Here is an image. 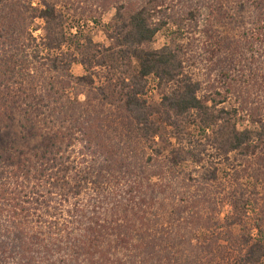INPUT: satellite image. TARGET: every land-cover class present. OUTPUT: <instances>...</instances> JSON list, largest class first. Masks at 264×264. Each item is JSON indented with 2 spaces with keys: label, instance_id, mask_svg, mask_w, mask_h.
I'll list each match as a JSON object with an SVG mask.
<instances>
[{
  "label": "trees",
  "instance_id": "1",
  "mask_svg": "<svg viewBox=\"0 0 264 264\" xmlns=\"http://www.w3.org/2000/svg\"><path fill=\"white\" fill-rule=\"evenodd\" d=\"M31 1L0 0V264H260L264 149L233 118L264 110V0ZM111 9L108 46L75 25Z\"/></svg>",
  "mask_w": 264,
  "mask_h": 264
},
{
  "label": "rangeland",
  "instance_id": "2",
  "mask_svg": "<svg viewBox=\"0 0 264 264\" xmlns=\"http://www.w3.org/2000/svg\"><path fill=\"white\" fill-rule=\"evenodd\" d=\"M32 6L43 8V6L40 4L39 0H32ZM115 9H111L104 13L99 20H93L90 17H82L81 19L75 22V25L80 26L82 29L86 30L89 35L91 36L93 42L95 44H102L104 46L110 45V39L108 38V32H111L113 27V17L115 15ZM43 21L41 19L35 20V28L36 30L33 31V36L38 38L39 36H42L41 27L43 26ZM240 27V26H239ZM219 30H221L222 34L226 32L225 29L223 30V27L219 26ZM242 29V28H241ZM234 34V32L232 33ZM167 42V36L166 32L164 30L158 32L154 38V40L151 42L149 47L151 49H159L165 45ZM264 58V55L262 56ZM138 62H135V65H137ZM195 71L198 72L199 75L202 74L203 70H201V64H199L198 68H195ZM71 72L75 76H81L85 73L84 67L80 64H74L71 68ZM147 96L149 101H155L160 102L161 101V91L156 87L155 82L153 80H150L149 82V89L147 90ZM81 99H84V96H80ZM256 106V105H255ZM254 109V108H252ZM263 109L258 108L257 110H248V112H244L242 114H238L236 117L233 118V121H236L237 129L239 131H242L244 129L251 132V143L253 145L258 146L261 149H264V138L260 139L262 134V127L261 124L264 126V114ZM242 117V119H241ZM187 132L190 134H193L194 136L197 134V128L193 126L192 124L187 125ZM264 137V134L262 135ZM199 138V137H196ZM212 153L213 150H210ZM208 160V158H207ZM213 159H209L208 162H211ZM259 160V159H258ZM260 161L262 162V165H264V154L261 156ZM187 165L189 166V169H191V159L187 161ZM199 169V168H198ZM264 170V168H263ZM215 187L221 188L222 184L214 185ZM230 211L229 206H225L223 209L222 214H226ZM21 260L15 259L14 263H20ZM260 264H264V259L261 261Z\"/></svg>",
  "mask_w": 264,
  "mask_h": 264
},
{
  "label": "built area",
  "instance_id": "3",
  "mask_svg": "<svg viewBox=\"0 0 264 264\" xmlns=\"http://www.w3.org/2000/svg\"><path fill=\"white\" fill-rule=\"evenodd\" d=\"M73 32H75V29H73Z\"/></svg>",
  "mask_w": 264,
  "mask_h": 264
}]
</instances>
